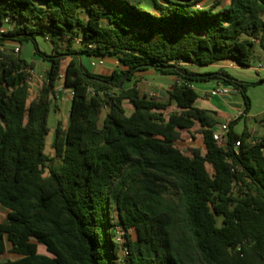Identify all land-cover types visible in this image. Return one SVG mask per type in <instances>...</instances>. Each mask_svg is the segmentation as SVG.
<instances>
[{"label": "trees", "instance_id": "16d2710c", "mask_svg": "<svg viewBox=\"0 0 264 264\" xmlns=\"http://www.w3.org/2000/svg\"><path fill=\"white\" fill-rule=\"evenodd\" d=\"M209 1L0 0V23L9 18L10 27L0 38L33 42L49 63L29 101L35 62L0 51V205L9 211L0 264H264V137L237 133L240 116L219 146L222 122L197 106L193 87L222 81L247 113L248 83L188 67L251 68L257 42L264 52V0ZM39 39H49L51 54ZM84 57L115 58L119 67L95 74ZM149 69L178 78L166 99L125 88ZM62 79L73 97L50 157L48 122ZM184 132L201 146L179 149ZM8 253L19 259L2 260Z\"/></svg>", "mask_w": 264, "mask_h": 264}, {"label": "rangeland", "instance_id": "374dc122", "mask_svg": "<svg viewBox=\"0 0 264 264\" xmlns=\"http://www.w3.org/2000/svg\"><path fill=\"white\" fill-rule=\"evenodd\" d=\"M264 18V17H263ZM40 48L42 51L47 53L46 49L49 46L47 42H41L39 41ZM48 54V53H47ZM255 54L257 56L258 60L264 61V52L260 49L258 42L255 46ZM21 58L25 60L27 63L35 62V68L33 70L34 77L31 81V89H30V98L29 101L36 98L39 94L40 88H37V86H41L43 82L45 81V75L47 71V65L45 63H39L36 59V52H35V45L33 42H25L21 47ZM112 63H108L106 66V70L110 69L111 67L115 66L114 61H110ZM103 70V69H102ZM213 72H216L219 70V68H212ZM231 76L235 77L232 73H229ZM174 76L171 75H160L159 72H156L155 70L151 73H140L136 75V81L135 79L131 82H126L125 88H130L134 84H136L142 93H145L153 98H162L166 99V89L168 86H171L174 83ZM262 80V79H261ZM244 82L248 83L247 86V97L249 98L250 102V108L247 113L244 112L245 105H244V99L239 93V99L237 100L236 107L242 111V118L238 121V123L235 126V131L239 134H242L243 132L251 133L253 138H258L263 136L264 137V122L262 121L264 116V79L263 82H252L251 80L247 79L244 80ZM33 84V85H32ZM63 85L62 82H58V87L61 88ZM197 89H210L212 86L214 88L217 87V81L213 80L210 82H197L195 83ZM166 86V87H165ZM38 90H37V89ZM200 101L203 105L204 95L200 91ZM67 96L65 93H61L59 96L54 95L52 97V112L49 116V122L48 126L50 128V133L47 136L46 140V153L50 156H54V150L52 148V142L55 137V129L57 125V121L61 120L64 124V128L68 125V119H69V108L68 103L69 100L67 99ZM200 104V105H201ZM125 108L127 113H130V104L125 103ZM175 110V107H172L170 111ZM106 115V110H103L101 114V120ZM239 116V115H238ZM184 138H191V136L184 132L183 134ZM198 138V140H197ZM196 140H193L191 142V147H199L200 146V139L199 137H196ZM186 145L185 143H182L180 145V149L188 153L189 150L187 148H184L183 146ZM208 170L212 172V169L210 166H208ZM133 237L136 239V235L133 233ZM7 258H14L13 255H7Z\"/></svg>", "mask_w": 264, "mask_h": 264}, {"label": "crops", "instance_id": "0c3cea01", "mask_svg": "<svg viewBox=\"0 0 264 264\" xmlns=\"http://www.w3.org/2000/svg\"><path fill=\"white\" fill-rule=\"evenodd\" d=\"M213 1L214 0H210L207 3L206 6L211 5V3ZM226 1L227 0H224V2H226ZM9 28H10L9 26H6V25L0 23V34L6 32ZM39 41L47 42V44L49 46L47 47L46 51H47L48 54H51L52 45H51L49 39H47V40L39 39ZM17 47H20V54H21V47L22 46L19 43L8 41V40H3V39L0 38V51H14ZM36 59L38 60L39 63H45L47 65V70H48V68H49V63L48 62H46L43 58H41L40 56H37V55H36ZM80 60L82 61V63L91 72H93L95 74H103V75L104 74H108V73H111L114 69L119 67V62L115 58L96 59V58H88V57L86 58V57H84V58H81ZM110 61H114L115 66H113L110 69L106 70V66H109L107 64L108 63H112ZM259 61L260 60H258L256 58L254 63L252 64L251 68L239 67V66H236V65H234L232 63H222V64L208 66V67H197V66H193V65L188 66V67L190 68L191 71H193L195 73H211V72H213L212 68H219V69H223V70L227 71L228 73H232L235 76V78H237L238 80L244 81V80L249 79L252 82H257V81H259L261 79H264V71H258L256 69V67H255L256 63L259 62ZM152 71H154V69H149V70H146V71L137 72L134 75L132 81L134 79L136 81V79H137L136 75H138L140 73H147V72L151 73ZM156 72H158V71H156ZM160 75H162V74H160ZM173 78H174V83H177L179 81L177 77L174 76ZM60 82H62L63 85H64L63 79L60 80ZM208 82H210V81H208ZM28 86H29V93H30L31 84L29 82H28ZM41 86H37V88L41 89ZM57 87H58V84H57ZM131 87H133V86H131ZM168 87H170V86H168ZM193 87L196 89V91L198 93L201 91L203 93V95H204L203 105L201 104V102H198L197 106L199 108H202V109H206V110H210V111L216 112L217 115H218V118L221 120L222 123L226 122V121H229V120H236L237 118L242 116V111H240V109L236 107V104H238V106H239V102L237 103V100L239 99V92L237 90H235L232 86L226 85L222 81H217V87L216 88H214V86H212L210 89L204 88V89L199 90V89H197L195 83L193 84ZM216 89L224 90V94L221 95V96L212 97L211 93L214 90H216ZM69 91H71V89L66 87V90H65L64 93L67 96L66 100L67 99L69 100L68 108H69V112H70L72 98L69 95ZM199 95H200V93H199ZM244 105H245V103H244ZM173 107H175V106H173ZM175 110H176V107H175ZM175 110H172L170 112H174ZM132 112H133V108L131 106L130 113L129 114L127 113V115H130ZM168 113H169V111L166 114H168ZM197 140H198V138H197ZM197 140L195 139L196 142H197ZM192 141H193L192 137L190 139L189 138L186 139L183 136L182 139L177 142V146L180 149V145L182 143H185L186 145H184L183 147L187 148L189 150L190 146H191L190 144H191ZM200 146H201V141H200ZM8 215H9V211L7 209L3 208L0 205V224H3V223H5L7 221ZM38 252L41 255H47L46 249L42 245H40L38 247ZM7 255H13L14 258H7ZM7 259L17 260V259H19V257L14 255V254H9L8 253V254H5L3 256L2 260H7Z\"/></svg>", "mask_w": 264, "mask_h": 264}, {"label": "built area", "instance_id": "2783aa9c", "mask_svg": "<svg viewBox=\"0 0 264 264\" xmlns=\"http://www.w3.org/2000/svg\"><path fill=\"white\" fill-rule=\"evenodd\" d=\"M4 25H9V18H5L4 19ZM77 45H81L79 41L76 42ZM15 54H19L20 53V47H17L14 51H13ZM256 69L258 71H264V61H259L256 63ZM33 77H34V72L33 71H30V77L28 79V82L31 83V81L33 80ZM179 83V82H178ZM66 90V87L64 85L61 86V88L59 87H56V90H55V95L56 96H59L61 93H64ZM224 94V90L222 89H216L214 90L212 93H211V96L212 97H217V96H221ZM69 95L70 97L72 98L73 97V92L72 90L69 91ZM232 120H229V121H226V122H223L215 131H214V139L216 140V142L218 143L219 146H226L227 145V142H228V133H229V126H230V122ZM240 146V142H236L234 144V147L235 148H238ZM118 241L119 242H122V237L119 236L118 238ZM123 253V256H127L128 255V251L127 249H124L122 251Z\"/></svg>", "mask_w": 264, "mask_h": 264}]
</instances>
